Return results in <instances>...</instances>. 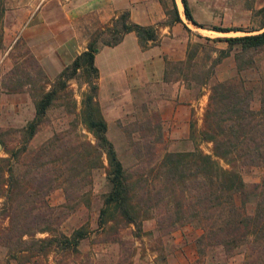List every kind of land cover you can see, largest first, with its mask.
Returning a JSON list of instances; mask_svg holds the SVG:
<instances>
[{
    "label": "rangeland",
    "instance_id": "374dc122",
    "mask_svg": "<svg viewBox=\"0 0 264 264\" xmlns=\"http://www.w3.org/2000/svg\"><path fill=\"white\" fill-rule=\"evenodd\" d=\"M158 1L164 13L166 11L165 18L171 17L173 15L171 0ZM186 1L195 21L204 26H196L187 20L183 14L181 1L176 0L181 19L177 24L186 35L184 54L180 59L185 57L187 41L188 52L194 53L189 60L190 65L187 62H178L177 58H169L164 65L163 75L165 80H174L173 77L177 76L185 88L182 93L171 98L164 91L153 89L151 84L139 86L136 72L129 67L131 69L126 73V78L132 84L131 88L128 87L129 90L113 92L102 79L100 92L96 94L106 121V136L112 141L127 173L133 177L140 172L147 174L149 168L158 164L162 152L166 150H189L199 146L205 152L211 151V142L198 140L196 132L190 136L189 120H194L195 128L201 126L208 87L212 79L240 75L252 88L251 106L257 108L259 105L257 82H260L259 74H264V48L249 49L240 53V62L251 59L257 65L244 66L239 71L235 64L237 62L235 52L238 49L234 47L229 49L227 55L213 64V74H210L205 84L197 82L203 71L217 59V49L226 47L224 41L211 38L241 34L246 28L258 27L264 19V0ZM111 3L112 0H4L5 9L0 20L2 29L0 136L9 146L20 144L18 129L34 112L33 96L37 95L39 81L36 80L35 84L25 83L20 90L5 89V86H11L15 80L26 81L24 70L34 75L31 71L34 67L27 64L28 54L25 53L27 50L28 53H32L30 41L35 38L36 46L43 50L47 46H53L56 39L52 38V34L65 28V18L68 15L73 18L75 29L81 32L85 44L89 38L95 36L96 44L101 46L103 45L101 40L109 38L104 27L109 20L101 21V17L107 15ZM161 21L158 20L157 23ZM32 23L35 24L33 28L40 30L36 33H44L43 37L31 38L30 32V36L28 35L25 29ZM216 26L232 29L216 30ZM234 28L236 29L233 30ZM170 49L177 50V45ZM59 50L64 53L62 46H59ZM45 57L54 59L51 55ZM35 58L37 60V57ZM101 62L103 63V58L100 59L99 65ZM11 67L14 69L11 70ZM53 77L47 76L50 82ZM85 78L84 74L79 72L76 77L68 79L66 88L58 92L52 104L46 109L35 134L29 141V146L48 144L54 147L55 155L61 159L65 156L62 151L67 148H70L69 153H75L77 159L74 163L80 174L85 176L83 180L85 183L76 186L72 185V182L62 181L61 177L53 182L46 200L49 204L59 207L54 210L55 216L49 219L48 224L51 228L57 226L64 233H69L72 228L82 225L87 229V234L79 241L78 251L59 252L55 248L56 251H48L29 259L23 254H18L15 258L10 257L0 244V264H6L7 260L9 264H241V252L227 253L221 247L211 245L207 241L199 242L197 237L201 230L194 221L172 223L163 216L157 220L150 215L142 219V231L138 235L134 234L131 224L124 222L106 223L101 226L97 224L101 195L106 191L108 184L105 178L104 155H101V163H98L96 155H92L94 151L85 143V141L93 143V135L79 118L81 96L87 90ZM122 86L123 89L127 88L124 83ZM172 99L193 101L188 122H185L183 127L181 124L180 126L172 124L168 120L170 117L163 118L162 113L165 114V109L170 108ZM0 155H5L1 143ZM71 163L67 161L64 167ZM238 168L245 182L259 180L261 175L259 166L240 165ZM53 169L54 176L59 170L55 166ZM150 171L153 173L155 170ZM63 186L68 189L70 197L68 199L65 198ZM1 200L0 196V207ZM6 223L7 217L0 208V227ZM33 233L36 237L47 234L45 231L36 230Z\"/></svg>",
    "mask_w": 264,
    "mask_h": 264
},
{
    "label": "trees",
    "instance_id": "16d2710c",
    "mask_svg": "<svg viewBox=\"0 0 264 264\" xmlns=\"http://www.w3.org/2000/svg\"><path fill=\"white\" fill-rule=\"evenodd\" d=\"M180 1L185 18L203 27L193 18L187 1ZM4 9V0H0V20ZM171 9L173 15L161 23L181 22L175 0H171ZM156 24L132 21L127 9H122L105 24L109 38L101 40V43L115 44L125 32L133 30L139 46L145 48L148 41L157 37ZM182 25L189 30L185 24ZM215 29L228 31L232 28L216 26ZM245 30L241 34L211 38L224 41L226 47L217 49V59L203 71L198 84H205L213 74V66L233 47L238 49L235 52L238 71L244 66L257 65L251 59L240 62V53L264 48V19L258 27ZM96 40L95 36L89 38L85 47L56 72L51 82L27 50V64L34 67L31 71L35 76L24 70L26 81L15 80L11 86H5L9 91L20 90L25 83L39 81L37 95L33 96V115L18 129L20 144L11 147L0 136L5 152V155H0V208L7 217V223L0 227V244L6 254L13 258L23 254L29 259L48 251H78L79 241L87 234L82 225L64 233L57 226L51 228L48 224L49 219L55 216L54 210L59 207L46 200L53 182L61 177L62 181L72 182V185L85 183V176L80 174L74 163L77 159L75 153H69L70 148H67L62 151L65 156L61 159L55 155L54 147L48 144L29 146L46 109L58 92L66 88L68 79L80 72L86 77L87 90L81 96L79 118L94 139L93 143H85L94 151L92 155H96L98 163H101V155L106 161L108 187L101 195L97 224L124 222L131 224L134 234L138 235L142 231V219L150 215L157 220L163 216L172 223L194 221L201 230L197 237L199 242L207 241L227 253L241 252V264H264V74H259L260 82H257V108L250 104L251 86L240 75L212 79L201 126L195 128L194 120H189L190 136L196 132L198 140L211 142V151L205 152L199 146L189 150H166L147 174L140 172L133 177L127 173L112 141L106 136V121L96 99L98 69L94 53L99 47ZM188 46L189 41L184 59L177 61L190 65L194 52H188ZM67 161L72 163L64 167ZM240 165L259 166V180L245 182L238 168ZM54 166L59 171L53 176ZM153 169L155 171L151 173ZM63 192L65 198H70L66 187ZM35 230L47 234L36 237ZM6 264H9L8 260Z\"/></svg>",
    "mask_w": 264,
    "mask_h": 264
},
{
    "label": "crops",
    "instance_id": "0c3cea01",
    "mask_svg": "<svg viewBox=\"0 0 264 264\" xmlns=\"http://www.w3.org/2000/svg\"><path fill=\"white\" fill-rule=\"evenodd\" d=\"M122 9H127L129 18L140 24H156L158 20L165 18V13L158 0H112L109 12L105 17H101V21L107 22L112 15ZM33 26H35L34 23L25 29L28 35L30 32L31 38L34 36L36 39L43 37L44 33H36L40 30L33 28ZM156 26L157 37L148 41L145 48L139 46L133 30L125 32L115 44H103L98 47L94 53V63L98 69L97 92H100L102 79L107 82L113 92L129 90L128 87L131 88L132 84L126 78V73L132 68L136 72V80L140 84H138L139 86H143L145 83L151 84L153 89L164 91L171 98L182 93L185 88L178 79H163V68L167 59L183 57L186 35L181 31L177 22L171 24L158 23ZM52 36V38L55 37L56 41H53V46H47L45 50L36 46L35 38L30 41V49L33 55L37 57L39 65L49 78L53 77L63 65L85 47V40L81 37V32L75 29L73 18L68 15L65 18V28L57 30ZM174 45H177L175 51L170 49ZM59 46H62L64 53L59 50ZM46 55H51L54 59H47ZM111 55L114 56L110 57ZM102 58L103 63L101 62L99 65ZM129 67L131 68L129 69ZM123 83L126 85V89H123ZM192 105V100L181 101L178 99L175 101L172 99L170 108L165 109V114L162 113L163 118L170 117L168 120L172 124L179 126L181 124L183 127L184 123L188 122Z\"/></svg>",
    "mask_w": 264,
    "mask_h": 264
},
{
    "label": "water",
    "instance_id": "95a60500",
    "mask_svg": "<svg viewBox=\"0 0 264 264\" xmlns=\"http://www.w3.org/2000/svg\"><path fill=\"white\" fill-rule=\"evenodd\" d=\"M190 21V20H189ZM192 24H195V23H193L192 21H190ZM196 26H198V25H196Z\"/></svg>",
    "mask_w": 264,
    "mask_h": 264
}]
</instances>
